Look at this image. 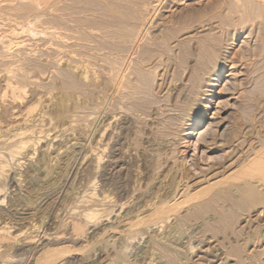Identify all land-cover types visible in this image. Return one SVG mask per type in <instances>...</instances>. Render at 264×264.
Wrapping results in <instances>:
<instances>
[{
  "label": "rangeland",
  "instance_id": "rangeland-1",
  "mask_svg": "<svg viewBox=\"0 0 264 264\" xmlns=\"http://www.w3.org/2000/svg\"><path fill=\"white\" fill-rule=\"evenodd\" d=\"M158 1L0 0V264H264V2ZM202 44H229L216 104L249 133L208 179L159 118Z\"/></svg>",
  "mask_w": 264,
  "mask_h": 264
},
{
  "label": "bare ground",
  "instance_id": "bare-ground-1",
  "mask_svg": "<svg viewBox=\"0 0 264 264\" xmlns=\"http://www.w3.org/2000/svg\"><path fill=\"white\" fill-rule=\"evenodd\" d=\"M239 1V0H238ZM153 2V1H152ZM160 2V0L158 1ZM233 2V1H232ZM257 2V1H256ZM264 2V0H263ZM156 3V2H155ZM227 3V2H226ZM243 3V2H242ZM241 3V13L246 15L245 5ZM260 3V2H258ZM262 3V2H261ZM158 4V3H157ZM154 4L153 5H156ZM246 4V3H244ZM151 5V4H150ZM160 5V3H159ZM238 6V4H237ZM247 6V4H246ZM152 8V7H150ZM141 9V8H140ZM245 9V10H244ZM254 9V8H253ZM155 10V9H153ZM238 10V11H240ZM248 10V9H247ZM159 11V10H158ZM141 15V14H140ZM152 16V15H151ZM240 16V15H239ZM129 18V17H128ZM174 18V17H173ZM240 18V17H238ZM254 18V17H253ZM148 19V18H147ZM248 19V18H247ZM258 19V18H257ZM169 21V20H168ZM161 23V22H160ZM237 23V22H236ZM156 24V22H155ZM158 25V23H157ZM155 25V26H157ZM24 30V29H22ZM19 32V31H18ZM234 32V31H233ZM235 33V32H234ZM21 35V34H20ZM53 38V37H52ZM29 39V38H28ZM205 39V38H204ZM48 40V39H47ZM40 42V41H39ZM207 42V41H206ZM36 43V42H35ZM55 43V42H54ZM56 45V44H55ZM229 44L221 46V48H217L213 46L212 52L209 49L204 48V45H201V50L204 51L203 56H200L196 59L195 65L193 69H190L189 75L187 78V83L184 84L181 80H171L169 87V92L173 95L177 93V98L175 100V96L170 104H167L166 108L163 109L164 112L161 114L162 123L161 127L166 128L168 142L170 146L176 148L180 152H188L193 147V163L198 170V173L201 176H205L203 172V168L199 165L203 162L206 164L213 161L212 153L218 151L223 148L233 147L231 155L236 151V148L240 150H244L249 145V133L244 134V138L239 141L237 140H227L228 130L231 127V121H229L230 114L227 116H223V114L227 113L226 108L223 106L224 101H220L217 103L216 99L221 98L220 96L223 94L222 89H217L221 80H223V72L226 69V66L231 63L232 67H235L236 62L230 59L229 54ZM43 46V45H42ZM196 46V45H195ZM251 46V45H250ZM44 49V48H43ZM206 49V50H205ZM24 51V50H23ZM58 51V50H57ZM19 52V51H18ZM202 52V51H201ZM17 54V53H15ZM183 54V53H182ZM202 54V53H201ZM63 55V54H62ZM68 57V56H67ZM6 59V58H5ZM164 63V62H163ZM239 64V63H238ZM20 69V68H19ZM188 69V68H187ZM237 69V68H236ZM113 70V69H112ZM174 70V69H173ZM238 71V70H237ZM247 71V70H246ZM234 72V70L232 71ZM236 72V71H235ZM164 73V72H163ZM237 73V72H236ZM185 74V73H184ZM187 74V73H186ZM231 74V73H230ZM229 74V75H230ZM106 76V75H105ZM116 76V75H115ZM182 76V75H181ZM177 77V76H176ZM183 77V76H182ZM229 77V76H227ZM233 77V76H232ZM19 78V77H18ZM234 78V77H233ZM177 79V78H176ZM179 79V78H178ZM110 81V80H109ZM114 81V80H113ZM164 81V80H163ZM10 84V83H9ZM10 89V88H9ZM21 89V88H20ZM113 89V88H112ZM16 90V89H15ZM4 91V90H3ZM118 92V91H117ZM7 93V92H6ZM169 93V94H170ZM225 93L226 90H225ZM18 94V93H17ZM19 96V94H18ZM2 97V96H1ZM24 97V96H23ZM19 98V97H18ZM134 98V97H133ZM11 99V98H10ZM13 100V99H12ZM16 101V100H15ZM1 105H6V100L2 97L0 98ZM13 103V102H12ZM19 104V103H17ZM10 105V104H9ZM24 105V104H23ZM164 107V106H163ZM162 110V111H163ZM161 111V110H160ZM161 111V112H162ZM159 113V112H158ZM21 114V113H20ZM4 115V114H3ZM160 115V116H161ZM3 117V116H2ZM17 118V117H15ZM18 119V118H17ZM2 120V119H1ZM210 120L207 128L202 130L205 127V123ZM14 121V120H13ZM17 122V121H16ZM10 123V122H9ZM14 124V123H13ZM233 124V123H232ZM15 126V125H14ZM11 128V127H10ZM164 130V129H163ZM246 130V129H245ZM21 133V132H20ZM23 133V132H22ZM12 134V133H11ZM19 134V133H18ZM24 135V133H23ZM28 135V134H26ZM17 137V136H16ZM26 137V136H25ZM27 138V137H26ZM29 139V138H28ZM40 139V138H39ZM24 140V139H23ZM31 140V139H30ZM22 141V140H20ZM160 141V140H159ZM34 142V141H33ZM98 142V141H97ZM19 143V142H18ZM21 143V142H20ZM8 144V143H7ZM22 148L27 149L25 156L28 158H32L31 155V146L32 142L22 141ZM18 145V144H17ZM20 145V144H19ZM105 145V144H104ZM251 145V144H250ZM35 146V144H34ZM102 146V145H101ZM163 146V145H162ZM169 146V145H168ZM167 147V146H166ZM7 148V147H6ZM14 148V147H13ZM12 148V149H13ZM16 148V147H15ZM34 148V147H33ZM18 150V148H16ZM166 149V148H165ZM21 150V148H20ZM12 150H9L11 154ZM19 151V150H18ZM223 151V150H222ZM246 151V150H245ZM248 151V150H247ZM2 152V151H1ZM7 154H10V153ZM23 152V151H22ZM175 152V151H174ZM172 153V152H171ZM199 153H202L201 158L198 157ZM18 154V152H17ZM103 154V153H102ZM243 154V153H242ZM20 156V154H18ZM229 155V156H231ZM248 155V154H247ZM2 157V155H0ZM99 156V155H96ZM101 156V155H100ZM99 156V158H100ZM21 157V156H20ZM24 157V156H23ZM184 160L187 161V156L184 155ZM4 158V157H3ZM2 159V158H0ZM11 159V158H10ZM25 159V158H24ZM17 160V159H16ZM20 160V159H19ZM22 160V159H21ZM153 160V159H152ZM1 161V160H0ZM99 161V160H98ZM4 161H2L3 163ZM17 162V161H16ZM106 162V161H105ZM1 164V163H0ZM4 164V163H3ZM18 164V163H17ZM187 163H185L186 165ZM1 166V165H0ZM6 166V165H5ZM154 166V165H153ZM3 167V165H2ZM183 167V166H182ZM185 167V166H184ZM209 167V166H208ZM207 167V168H208ZM211 168V167H209ZM1 169V168H0ZM35 169V168H34ZM104 169V168H103ZM180 169V168H179ZM2 171V170H1ZM33 171V170H32ZM111 172V171H110ZM34 174V173H33ZM183 178H190V170L188 167L183 170L181 173ZM200 176V175H198ZM192 177V176H191ZM181 178V179H183ZM207 178V177H203ZM121 179V178H120ZM178 179V178H177ZM202 179V180H203ZM208 179V178H207ZM174 182V181H173ZM97 185V184H96ZM239 186V185H238ZM210 187V186H209ZM235 187V186H234ZM246 188V187H245ZM235 189H237L235 187ZM209 190V189H208ZM207 190V191H208ZM227 190V189H226ZM235 191V190H234ZM177 192V191H176ZM179 192V191H178ZM95 193V192H94ZM97 194V192H96ZM107 194V193H106ZM206 194V192L198 195L200 198L202 195ZM150 195V194H149ZM193 195V194H192ZM208 195V193H207ZM219 195V194H218ZM89 196V195H88ZM97 196V195H96ZM107 196V195H105ZM246 197V196H245ZM190 198V197H189ZM101 199V198H100ZM170 199V198H169ZM193 199V198H190ZM152 200V199H151ZM150 200V201H151ZM108 201V200H107ZM100 202V201H99ZM181 202V201H180ZM123 203V202H122ZM151 203V202H150ZM169 203V202H168ZM183 203V202H182ZM181 203V204H182ZM192 203V202H191ZM27 204V203H26ZM108 204V203H107ZM144 204V203H143ZM149 204V203H148ZM147 204V205H148ZM188 204V203H187ZM121 205V204H120ZM145 205V204H144ZM146 205V206H147ZM152 205V204H151ZM117 206V205H116ZM123 208V205H121ZM174 206V204H173ZM176 207V206H175ZM153 209V208H152ZM148 210V209H147ZM151 210V209H150ZM161 209H158L160 211ZM188 210V209H187ZM193 210V209H192ZM94 211V210H93ZM97 211V210H96ZM95 211V213H96ZM92 212V210H91ZM102 212V211H101ZM121 212V211H120ZM132 210H129L127 214L131 213ZM163 212V211H162ZM91 214V213H90ZM89 214V215H90ZM174 215V214H173ZM93 216V214H92ZM94 217V216H93ZM92 218V217H91ZM174 222V221H173ZM10 228V227H9ZM6 232V231H5ZM197 239V238H196Z\"/></svg>",
  "mask_w": 264,
  "mask_h": 264
}]
</instances>
